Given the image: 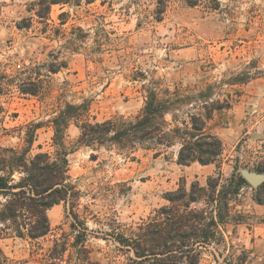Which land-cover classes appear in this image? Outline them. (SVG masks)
Masks as SVG:
<instances>
[{
  "label": "rangeland",
  "instance_id": "rangeland-1",
  "mask_svg": "<svg viewBox=\"0 0 264 264\" xmlns=\"http://www.w3.org/2000/svg\"><path fill=\"white\" fill-rule=\"evenodd\" d=\"M32 1L0 0V67L12 76L32 75L43 85L37 96L22 94L17 85L0 91V119L7 129H0L3 146L22 145L26 124L48 121L67 102L89 101L91 120L133 118L144 106V85L154 81L173 89L251 72L247 82L223 85L233 104L209 122L223 141L221 164L181 165L178 146L159 156L141 149L135 159L116 150L93 151L77 146L80 128L70 124V174L83 192L80 214L97 235L89 241L95 259L123 264L126 256L106 233L118 225L127 232L154 215L169 204L167 192L196 181L206 185L219 171L230 177L236 165L242 174L244 168L255 170L264 163V0H201L196 6L168 0L161 21L153 14L157 0H140L139 5L132 0H82L53 5L47 23L29 10ZM31 16V27H18ZM52 67L58 72H51ZM38 133L34 150L41 144L53 151L52 126L47 123ZM255 195L253 188L240 191L232 202L233 215L243 217L225 227L229 247L222 252L208 247L201 264L231 263L232 244L239 248L237 254L241 248L249 251L247 264H264V204ZM68 209L62 202L48 210L52 231L45 238L33 241L11 233L1 238L6 256L15 264H44L53 240L70 231Z\"/></svg>",
  "mask_w": 264,
  "mask_h": 264
},
{
  "label": "trees",
  "instance_id": "trees-1",
  "mask_svg": "<svg viewBox=\"0 0 264 264\" xmlns=\"http://www.w3.org/2000/svg\"><path fill=\"white\" fill-rule=\"evenodd\" d=\"M82 0H33L30 11L47 23L51 8L56 4H70ZM91 3L94 0H85ZM139 5L140 0H132ZM189 6L199 5L201 0H182ZM168 0H157L154 17L161 21L168 8ZM64 13L60 16L62 17ZM33 16L18 23L19 28L31 27ZM80 30H82L80 28ZM58 72V67L49 69ZM19 73L12 76L0 67V91L17 85L22 94L37 96L43 85L32 75ZM251 72H240L222 82H207L193 87L171 88L154 81L144 85V106L133 118L116 115L105 120H91L90 102H67L48 121H31L26 124L23 144L0 145V239L13 234L17 237L38 241L52 231L48 210L65 202L69 205L70 231L44 253V264H104L92 255L90 239L95 231L90 229L86 216L80 214L83 195L70 174L67 131L72 122L80 128L77 146L89 147L93 151L116 150L135 159L138 150H154L159 156L165 149L178 146L177 162L191 165L222 163L223 141L209 125L217 112L231 108L233 97L222 92L229 85L247 82ZM49 123L53 128V151L43 150L35 142L39 130ZM0 129L7 131L0 119ZM23 131V129L21 128ZM92 158L98 156L92 153ZM239 165L230 177L224 178L221 171L211 175L206 185L193 182L177 190L167 192L168 205L160 207L148 219L121 231L120 225L113 227L111 235L118 243L117 251L125 255L123 264H201L205 249L212 246L215 251L228 248L225 227L238 224L243 215H233L232 202L244 188L256 191L254 200L264 204V183L253 187L240 172ZM264 172V163L254 168ZM122 189L120 193H125ZM89 207L84 206V211ZM42 248V247H40ZM232 262L247 264L249 251L241 248L235 252L230 245ZM214 253V252H213ZM215 254V253H214ZM236 261V263L234 262ZM0 264H15L0 246ZM110 264H116L111 260ZM227 264V263H226Z\"/></svg>",
  "mask_w": 264,
  "mask_h": 264
},
{
  "label": "water",
  "instance_id": "water-1",
  "mask_svg": "<svg viewBox=\"0 0 264 264\" xmlns=\"http://www.w3.org/2000/svg\"><path fill=\"white\" fill-rule=\"evenodd\" d=\"M242 176L253 186L258 187L264 183V172H259L244 168L242 170Z\"/></svg>",
  "mask_w": 264,
  "mask_h": 264
},
{
  "label": "crops",
  "instance_id": "crops-1",
  "mask_svg": "<svg viewBox=\"0 0 264 264\" xmlns=\"http://www.w3.org/2000/svg\"><path fill=\"white\" fill-rule=\"evenodd\" d=\"M205 166H207V165H205Z\"/></svg>",
  "mask_w": 264,
  "mask_h": 264
}]
</instances>
